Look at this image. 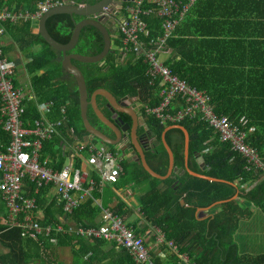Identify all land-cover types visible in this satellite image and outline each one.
<instances>
[{"label":"trees","instance_id":"16d2710c","mask_svg":"<svg viewBox=\"0 0 264 264\" xmlns=\"http://www.w3.org/2000/svg\"><path fill=\"white\" fill-rule=\"evenodd\" d=\"M82 1L74 0L76 4ZM97 1L99 0H85L89 4ZM174 1L180 6L186 3V0ZM35 2L37 0H0V9L32 11L35 8ZM193 10L194 5L187 7L182 19L178 22L184 21L186 24L188 12H193ZM242 14L240 11L236 17ZM79 20L80 18L76 16L56 14L46 20L45 27L53 40L68 43L74 29V22ZM144 20L147 23L150 37L161 34L162 19L160 17L153 14L150 17H144ZM0 26L5 28V33L11 40L12 46L18 47L24 57L28 59L26 69L31 74V84L37 101L52 100L55 119L59 118L57 110L67 101L69 103L66 111L67 120L62 126L60 136L53 137L44 144V151L49 156L58 158L55 167L60 168L66 156L63 145L69 146L74 140L73 137L80 141L86 135L80 117L76 82L70 74L63 71L61 52L53 49L40 35L33 32L31 22L5 23ZM189 43L191 42L188 40L176 39L174 30L171 38L167 40L166 47H176L179 52L180 49L177 47L179 44L183 49L180 51V59L168 63L169 67L173 73L186 79L188 84L207 93L214 105L215 113L228 116L235 122L244 117L247 120V128L255 126V129L250 132L248 142L257 148L264 160V113L259 116V114L250 111L249 107L247 109L236 107L234 101L228 100L227 92H224L227 91V87H223L219 91L214 88L216 91L213 93L206 84H200V78L193 70L192 60L183 52V50H188L186 46ZM114 44L119 45L117 40H114ZM34 47L37 48L35 51ZM102 47L101 34L92 27H84L72 52L92 55L102 50ZM5 48L7 47H3L4 52H6ZM115 55L116 51L108 52L103 63H82L72 60V63L77 65L84 74L88 94L98 87H103L110 91L115 98H118L127 93H136V88H140L141 94L147 96L145 97L146 103L150 107L157 106L159 97L156 87L148 84L147 64L141 58L135 59L131 55L120 61ZM97 98L102 99L105 103V99L101 96H97ZM91 115L94 117L92 111ZM38 118L35 101H27L24 119L32 123ZM87 119L90 120L88 115ZM147 119L148 124L153 126V129L155 128L154 132L160 140L161 133L166 126L161 125L153 116H148ZM76 122L78 126H76ZM179 125L183 126L189 134L188 167L194 172L216 180L210 181L195 177L188 172L182 175L172 173L165 179H158L151 177L140 163L131 170L126 169L131 175L130 179L137 182L142 180L150 182V188L140 197L141 211L146 221L161 229L165 239L176 245L177 254L185 253L193 264H264V254H240L238 244L234 241L241 220L252 215L250 212L252 208L259 209L264 214V176L262 177L261 171L255 168L248 170L246 158L233 150L230 142L221 141L218 135L205 124L197 121H184ZM69 129L73 130V137L67 135ZM173 135H176V139L171 141L170 137ZM165 140L173 152L174 165L182 169L184 166L183 133L176 129L169 130L165 134ZM8 142L9 137L3 131L0 123V150H3ZM197 156H200L202 160L203 169L199 167L195 159ZM145 159L155 172L166 173L168 154L160 141L154 152L146 153ZM97 195H99L97 189H93L91 197L81 201L78 207L73 210L70 217L76 224H81L85 228L96 226L94 218L99 207L93 204V198ZM235 195L237 198L232 199ZM240 200L249 202V207L244 209L243 202ZM216 201L221 202L210 209L213 213L198 220L195 215L196 209L206 208ZM44 203V200L39 196V207L44 209V224L60 223L61 205L50 201L44 207ZM117 205L113 208L116 213L119 212L116 209H120ZM5 216V205L0 197V264H51L50 260L55 249L60 245H73L76 248L78 246L76 253L79 257L91 252L92 255L88 258V262L94 264L97 260V250L107 242L98 240L92 246L74 233L59 236L56 245L47 241L37 242L23 237L20 229L9 228L4 224ZM106 257L107 255H104V258ZM151 257L155 264H160L153 253H151ZM178 261L177 255H172L171 261H167L165 264H178ZM121 262L135 264L128 254L121 258Z\"/></svg>","mask_w":264,"mask_h":264},{"label":"built area","instance_id":"2783aa9c","mask_svg":"<svg viewBox=\"0 0 264 264\" xmlns=\"http://www.w3.org/2000/svg\"><path fill=\"white\" fill-rule=\"evenodd\" d=\"M193 1L186 0L180 6L174 0H126L124 7H114L112 15L105 8L103 13L93 18L104 15L116 19L121 44L119 55L131 53L135 59L141 58L147 64L148 84L156 86L159 95L157 106L144 104L143 111L147 116L155 117L163 126L179 125L184 121L205 124L221 141L230 142L232 149L246 158L248 170H260L263 177L264 160L257 148L248 142L253 126L247 128L245 118L235 122L228 116L215 113L210 96L173 73L161 58L165 54L167 40ZM63 3V0H37L32 11L2 8L0 24L31 22L32 26L38 25L47 11ZM72 3L76 4L74 0ZM153 14L162 19V32L156 37L149 36L144 20ZM5 35V28L0 26V123L9 136L8 145L0 151V190L6 210L3 223L9 228L20 229L27 239L47 241L53 245L57 244L59 236L66 233L112 241L126 250L136 264H155L143 238L123 218L109 210L103 212L102 222L97 227L81 226L72 230L62 224H44L39 196L47 197L46 204L54 201L61 205L64 214H70L81 201L91 197L93 189L101 191L104 183H115L120 165L115 152L106 143L95 139L80 140L74 147L66 145L64 151L71 149L67 154L69 162L65 160L60 168L55 167L57 157L48 158L42 154L44 143L61 134L67 120L65 106L59 108L60 119L50 120L53 101H37L33 91L26 92L24 87L14 83V65L3 51ZM31 100L35 101L39 114L32 123L24 119L27 101ZM115 148L119 149L118 143ZM93 172L100 177L98 181L91 176Z\"/></svg>","mask_w":264,"mask_h":264},{"label":"crops","instance_id":"0c3cea01","mask_svg":"<svg viewBox=\"0 0 264 264\" xmlns=\"http://www.w3.org/2000/svg\"><path fill=\"white\" fill-rule=\"evenodd\" d=\"M193 2V4L191 3L188 5V7L194 5L193 12H188V20L186 24H184V21L178 22L175 28V36L178 40H188L191 42L186 46L188 50H183V52L189 59L192 60L191 64L194 72L198 75V78L205 80L201 81L199 79V83L206 84L209 88H211L213 93L216 91L214 88L219 91L223 87H227V91L224 92H227L228 100L234 101L236 107H243L244 109L249 107L250 111L254 112V114L262 116L261 114L264 113V0H194ZM119 4L120 7H124L125 1L120 2ZM240 11H242L243 14L236 17ZM253 14L254 16H252ZM233 22H235V24H233ZM33 28V32L37 33L38 27L36 28V26H33ZM114 33L116 36L112 39L113 44L114 40L119 38L116 29ZM11 43V40L7 35H5L4 46L7 48H5L6 52H4V54L14 65V83L26 88L27 92H34L31 84V74L26 69L28 59L24 57L18 47L15 45L12 46ZM118 43V50L116 51L115 56H117V58L121 61V59H123L121 57L124 55H119L121 44L120 41H118ZM177 47L180 51L183 49L180 48L181 45L179 44H177ZM36 49L37 48L34 47V51ZM180 51L178 52L176 47L167 46L165 54H163L161 58L166 64L171 63L172 61H178L180 59ZM129 55L135 57L131 53H128L126 56ZM156 89L158 95V88L156 87ZM145 97L147 96H144V103H146ZM68 104V101L63 104V106H65V113L67 111ZM56 113L59 115L58 119H60L59 110H57ZM53 116H56L54 111H52L48 118L50 120H58ZM254 129L255 126H253V130ZM72 134L73 130L69 129L67 135L73 137ZM73 139L74 140L69 145L71 147H73V144L76 142L74 137ZM106 145L109 149L115 152L120 165V173L115 183H104L101 191H98L99 195L94 197L93 204L99 207V210H97V214L94 218L95 227L101 224L103 212L105 210H109L115 215H118L120 212L118 216L123 218L124 221L134 229V232L138 236L143 238L146 245L150 249V254L153 253V256L159 260L160 264H165L167 261H171L172 255H177L179 260L178 264H193L188 255L185 253L177 254L178 249L176 245L172 241H167L165 239V235L161 229L152 226L148 221H146V218L141 211L140 197L148 191L150 188V182L148 180L137 182L130 179L131 175L128 174L127 170H131L132 168H135V166H133L132 163H126L125 165V163L120 160L121 154L119 149H116L114 146L109 144ZM63 148L66 149L65 144L63 145ZM67 154L68 151L66 152L63 163L68 156ZM44 156L48 158L55 157L49 156V154ZM179 170L180 169L178 168V171ZM91 176L96 181L100 179L95 172H93ZM0 197L2 198L1 190ZM40 198L44 200V207H46L47 197ZM240 201L243 202L242 207L244 209L249 207V202L246 200ZM116 205L117 207H120V209H116L119 211L118 213H116L113 209ZM41 210L44 209L41 208ZM257 210L259 209L252 208L250 211L252 215L243 219V221L246 222H241V226H243L242 229H250L251 225L248 222H256L258 224L262 223V220L264 222V214L260 210L259 212L261 214H259V212H256ZM72 212L70 214H64L62 211V217L60 218V223L58 224H62L64 228H70L72 230L76 227H81V224H76L71 219L70 215ZM210 213H213V211L208 210L204 212V217L199 218L197 216V212L195 211V215L198 220L207 217ZM52 224L57 225V223ZM253 231L257 233L261 230ZM79 237L85 239L92 246L95 245L98 240L107 241L96 238L91 239L84 236ZM260 241L261 240H259V242ZM77 248L73 245L57 246L50 263L90 264L88 262V258L92 255V253L88 252L87 254H84L83 257H79L76 253L78 252ZM255 248L256 247L253 246V249L250 252H255ZM125 254H128L126 250L124 253V249H121L112 241H107L97 250V260L94 264H128L121 262V258H123ZM250 254L260 255L264 253L259 249V252ZM104 255H107V257L104 258ZM129 257L131 256L129 255ZM131 259L133 260L132 257ZM133 262L135 263L134 260Z\"/></svg>","mask_w":264,"mask_h":264},{"label":"water","instance_id":"95a60500","mask_svg":"<svg viewBox=\"0 0 264 264\" xmlns=\"http://www.w3.org/2000/svg\"><path fill=\"white\" fill-rule=\"evenodd\" d=\"M64 3L62 5L56 6L49 11H47L42 18L38 22V31L37 34L40 35L41 38H43L53 49L61 52V66L64 72L70 74L77 86L78 96H79V110H80V117L82 121L83 128L85 130V133L87 136L91 139H97L98 141L102 143H106L112 146H116V144L119 142V132L125 131V129H117L113 126V124L108 120L101 110L98 108L97 105V96H101L107 101V106L111 108V111L118 110V112L126 114L131 117L132 112H136L138 108H135L134 106L129 107L128 109L120 108L119 100L116 99L110 91H108L106 88L98 87L94 89L90 94H88L85 77L82 73L81 69L72 63V60L79 61L82 63H96L101 62L103 63V60L108 52H114L118 50V47L113 44L112 39L115 38V29H116V19H113L112 16L106 17L104 15L99 16L97 18H93L95 15L101 14L104 12V9L107 8L109 11V15L113 14L114 7L119 8L120 2L126 1V0H99L93 4H89L83 0L79 4L84 5H78L73 4V0H63ZM56 14H67L69 16H76L79 17L80 20L78 22H74V29L72 31L71 37L68 41V43H60L58 41L53 40L50 35L48 34L45 24L46 20ZM84 27H92L96 29L102 36L103 39V47L102 50H100L96 54H90L85 55L77 52H72V49H74L75 45H77L80 37L81 30ZM117 34V33H116ZM88 106L92 109L94 115L100 121L103 125L110 128L114 134V139H108L105 135H103L101 132L96 130L94 127H92L87 119V110ZM131 110V111H130ZM113 118V117H112ZM176 129L180 130L184 135V166L182 169L178 171V167L174 165V155L170 148V146L167 144L165 140V134L167 131ZM134 130V128L132 129ZM85 140H88V138H84ZM131 144L134 146L136 150V154L138 156L139 162L146 170L150 176L158 178V179H165L169 177L172 173H177L178 175H182L185 172H188L192 176L200 177L207 180H216L215 178L203 175L198 172L192 171L188 167V143H189V134L186 131V129L181 125H170L166 126L164 130L161 133L160 140L163 144L164 148L167 151L168 154V167L165 174H159L155 172L147 163L145 159V153H144V147L141 144L140 139L136 138V135H134L132 131V135L130 137ZM75 144H73V147ZM71 153V149H68V154ZM197 163L199 164V167L203 169V164L200 156H197L195 158ZM237 198V195L233 196L232 199ZM183 202V201H181ZM221 201H216L206 208H199L196 209L197 216L200 218L204 217V212L210 210L214 207V205L219 204Z\"/></svg>","mask_w":264,"mask_h":264},{"label":"flooded vegetation","instance_id":"af4514ba","mask_svg":"<svg viewBox=\"0 0 264 264\" xmlns=\"http://www.w3.org/2000/svg\"><path fill=\"white\" fill-rule=\"evenodd\" d=\"M117 41H119V38H116ZM117 46V45H116ZM126 57V55H124ZM136 93H127L124 94L123 96H120L116 99L119 100V105L120 108L123 109H128L131 106H134L135 108H138L136 112H132L133 115L128 116L126 114L118 112V110H113L111 111V108L107 106V101L105 100V103H103L102 99L97 98V104L98 108L101 109V112L103 115L110 120V122L113 124L114 127L117 129H125V131L119 132V152L121 154L120 160L121 162H124L125 165L126 163H132L133 166L136 164H139V159L136 154V150L134 146L131 144V135L132 131L134 135H136V138L140 139L141 144L144 147V155L146 156L147 152H154L155 148L159 144V141L161 140L158 139L156 136L154 129L152 128L153 126H150L148 124V119L147 115L144 113L143 108H144V96L141 94V90L139 88H136ZM92 109L90 106H88L87 110V115L89 116V123L92 127H94L96 130L101 132L103 135H105L108 139H114V134L112 130L105 125H103L96 116L94 117L91 115ZM93 112V111H92ZM94 114V113H93ZM113 117V118H112ZM134 128V130H132ZM75 138V137H74ZM84 138L90 139L87 134L83 136ZM171 141H174L176 139V135H173L170 137ZM93 139V138H91ZM76 142L79 140L75 138Z\"/></svg>","mask_w":264,"mask_h":264},{"label":"rangeland","instance_id":"374dc122","mask_svg":"<svg viewBox=\"0 0 264 264\" xmlns=\"http://www.w3.org/2000/svg\"><path fill=\"white\" fill-rule=\"evenodd\" d=\"M37 24L35 23L34 26H36ZM25 91L27 92V89L24 88ZM76 126H78V123H75ZM96 142H98V140L95 139ZM42 154L47 155L48 153L46 151L42 152ZM66 162H69V159H66ZM87 170H90L89 167L85 166L84 167ZM146 186V185H143ZM256 212H259V210H257ZM259 214H261L259 212ZM256 217V216H255ZM261 220V219H260ZM257 221V220H255ZM242 223H245L246 221L241 220ZM239 224V230L238 232L235 234V239L234 241L237 242L238 246H239V252L240 254H246V253H257L259 252V249L261 252L264 253V222L262 220V223L258 224L256 222H248L250 223L251 227L250 229H242L243 226H241V223ZM253 230H261L260 232H254ZM263 231V232H262ZM259 240H261L259 242ZM253 246L256 247L255 248V252H250L253 249Z\"/></svg>","mask_w":264,"mask_h":264}]
</instances>
